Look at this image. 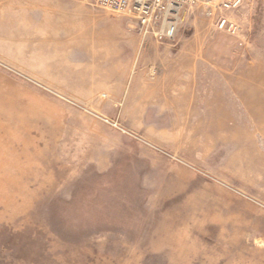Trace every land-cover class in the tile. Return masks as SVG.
Listing matches in <instances>:
<instances>
[{
    "label": "rangeland",
    "instance_id": "rangeland-1",
    "mask_svg": "<svg viewBox=\"0 0 264 264\" xmlns=\"http://www.w3.org/2000/svg\"><path fill=\"white\" fill-rule=\"evenodd\" d=\"M80 1L127 41L63 51L0 2V264H264V0L166 42Z\"/></svg>",
    "mask_w": 264,
    "mask_h": 264
},
{
    "label": "crops",
    "instance_id": "crops-1",
    "mask_svg": "<svg viewBox=\"0 0 264 264\" xmlns=\"http://www.w3.org/2000/svg\"><path fill=\"white\" fill-rule=\"evenodd\" d=\"M41 1L0 0L2 3L11 4V20L24 21L25 25L30 27L28 32L39 34L42 41L58 43V48L63 51L79 53L84 50L90 57H100L106 56L114 43L118 45L123 39L127 41L128 21H80V0L66 2L69 6L68 13L65 16L62 12L60 21H45L43 13L46 4L43 5ZM12 3L19 6L15 8V12ZM134 23L137 26L135 21Z\"/></svg>",
    "mask_w": 264,
    "mask_h": 264
},
{
    "label": "built area",
    "instance_id": "built-area-1",
    "mask_svg": "<svg viewBox=\"0 0 264 264\" xmlns=\"http://www.w3.org/2000/svg\"><path fill=\"white\" fill-rule=\"evenodd\" d=\"M102 8L130 17L143 41L166 42L175 39L184 16L193 9L213 21L221 31L231 35L241 27L231 13L237 12L247 0H95Z\"/></svg>",
    "mask_w": 264,
    "mask_h": 264
}]
</instances>
